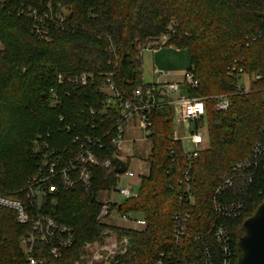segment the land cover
I'll list each match as a JSON object with an SVG mask.
<instances>
[{"label":"trees","instance_id":"1","mask_svg":"<svg viewBox=\"0 0 264 264\" xmlns=\"http://www.w3.org/2000/svg\"><path fill=\"white\" fill-rule=\"evenodd\" d=\"M48 4L55 22L19 13L28 6L44 13ZM11 5L17 12H11ZM171 24L175 32L168 45L188 51L189 71L200 81L188 93L205 99L207 112L199 125L206 130L207 146L188 160L182 142L172 139L174 109L148 112L152 121L150 173L142 177L136 198L117 205L122 214L141 215L147 226L136 229L100 223L101 195L118 185L117 172L103 163L116 150L111 138L119 113L105 111L99 84L105 74L113 72L120 92L131 98L144 83L139 45L168 32ZM123 60L129 62L131 78L122 72ZM235 60L244 68L243 74L232 70ZM83 72L95 78L87 86H78L74 78ZM258 73L261 78L256 77ZM59 75L64 76V83H59ZM243 76L248 87L241 82ZM52 88L59 93L56 107ZM218 95L231 98L228 110L216 109ZM18 107L25 113L29 136L13 122V109ZM0 114L10 123V128H4L0 115V194L14 196L10 192L22 190L14 197L23 196L43 160L34 150L38 139H47L52 148L74 151L87 137L103 143L102 148L95 146L102 163L93 167L92 189L88 192L78 184L46 201V211L75 233L72 247L53 259L56 264H76L85 243L102 241L108 227L130 241L120 264H156L160 258L167 264H209L204 241L214 258L220 257L213 239L215 224L229 233L234 251L231 264H237L244 222L264 202V153L251 176H235L232 169L237 161L254 160V147L264 139V0H0ZM78 136L81 141L74 142ZM24 148V154L20 153ZM187 172L194 204L187 234L177 238L174 215L190 205L179 191L180 179ZM231 177L233 185L218 196L217 189ZM216 199L241 202L244 209L237 216L225 217L217 212ZM31 228L32 224L19 223L13 210L0 207V264H29L21 238ZM35 256L50 260L48 247L39 244Z\"/></svg>","mask_w":264,"mask_h":264},{"label":"built area","instance_id":"2","mask_svg":"<svg viewBox=\"0 0 264 264\" xmlns=\"http://www.w3.org/2000/svg\"><path fill=\"white\" fill-rule=\"evenodd\" d=\"M49 10L40 13L39 8L23 7L19 13H26L30 17L40 22H55L51 10V4H48ZM11 12H17L14 5L10 7ZM64 17H61V21ZM175 32V26L171 24L168 32L160 35V44L144 45L140 48V57L145 50H151L153 53L164 46L168 45L171 39V33ZM175 47L174 45H170ZM232 70L244 73V68L240 66L239 61L235 60ZM102 75V74H101ZM154 80L151 83L139 85L134 91L131 98H125L118 89L113 72L107 73L99 84V90L104 96L103 104L105 111L114 109L118 111L114 126V135L111 138L115 147L113 157L104 161L105 168L115 169L116 160L126 159L123 154L125 141V123L132 116H137L140 126L146 132L151 134L152 121L148 117V112L153 110L165 109L172 107L174 109V119L179 125L193 123L194 129L190 135L193 145L192 150H186L184 154L188 160L199 156L202 150L207 146L205 128L199 125L200 121L206 116L205 99L198 96H190L189 89H195L200 85L199 79L192 71H185L181 80H169L168 74L159 69L157 66L153 68ZM257 78L262 77V73L256 75ZM95 78L93 73L83 72L74 78V83L78 86H87L91 80ZM59 83H64V76L59 75ZM239 89L242 85H238ZM216 109L226 111L232 106V100L228 95L216 96ZM51 101L53 106L60 104L58 90L51 89ZM94 114V111H92ZM63 119V117H61ZM69 129L70 126L68 125ZM264 128V127H263ZM50 136V133L47 134ZM172 139L174 141H183V136L176 130L173 132ZM81 141V137H76L74 142ZM96 145L100 148L103 143L99 138L87 137L85 142L80 143L77 151L72 148H52L47 139H38L36 141L37 150L42 154L43 160L38 167V171L28 180L26 187L23 189L22 197L8 196L0 194V207L13 210L16 213L17 220L21 224H32L30 232L21 238V247L28 258L29 264H56L54 260L59 259L62 251L66 250L75 242L74 229L64 223L57 221L50 213L46 211V201L53 197L59 190H70L78 184H81L86 191H90L93 187V167L100 165L102 162L96 152ZM264 153V139L258 142L254 147V160H241L232 164L235 176L249 175L251 170L258 165V157ZM131 178L132 171L128 168L123 172L117 171V179L120 182L122 176ZM234 176V177H235ZM227 179L218 189L217 195L220 196L227 188L233 185V179ZM190 175L188 172L180 179V195L186 200L188 208L177 211L174 215V232L177 238L187 234V227L192 213V205L194 198L190 188ZM117 193L122 202L126 199L136 198L139 195L135 188V183L128 180L122 186H116L106 191L103 199L100 200L101 208L97 216V221L107 223L110 219H124L132 221L143 228L147 226L145 218L141 217L136 220L128 218L127 214L119 212L117 207L121 203L111 199L113 193ZM217 201V199H216ZM244 209L241 202L219 203L217 201L216 210L220 215L225 217L237 216ZM213 239L218 246L220 254L219 259H215L209 245L204 241L203 249L205 250L207 261L209 264H231L234 255L232 241L229 233L224 226L220 224L214 225ZM201 239V237H198ZM39 244L48 247V256L46 258H37L35 256L36 248ZM130 245L129 238L125 235L119 236L112 227L105 229L102 241L86 242L79 260L76 264H120L119 258L128 251ZM164 256V254H162ZM54 259V260H53ZM173 261V260H172ZM156 264H167L163 258H160ZM172 264V262L168 263Z\"/></svg>","mask_w":264,"mask_h":264},{"label":"rangeland","instance_id":"3","mask_svg":"<svg viewBox=\"0 0 264 264\" xmlns=\"http://www.w3.org/2000/svg\"><path fill=\"white\" fill-rule=\"evenodd\" d=\"M58 6L60 7V9H62V11L66 10L64 6H61V5H58ZM159 37L160 36H154L151 39H147V41H145L141 45H139L140 46L139 49L144 46L143 44H146V45H156L158 43L160 44L161 41H160ZM142 58H143L142 70L144 72V76H145V79L147 81H152L155 78L153 75V72H152L154 66H157L159 69L164 70L168 74V77L170 76L171 79H177V80L182 79L185 71H188L190 68V59H189L188 51L186 49H178V48L170 46V45L162 46L158 50L157 53H153V51H151L149 49L145 50L142 53ZM241 82L244 83L248 87L249 82L245 76H243ZM0 115L4 119L3 127L4 128H10V126H9L10 123L6 122L5 117L2 114H0ZM13 116H15L14 117L15 120L13 122L16 125V129H20V131L22 133L29 136V134L27 132L30 128H29L28 123H26V116H25V113L23 112V110H21V108H19V107L14 108L13 109ZM174 121H176V118L174 119ZM175 125H176V128L179 127L178 123H176ZM205 132H206V130H205ZM187 133L189 135L190 131H187ZM189 139L190 138H185V140H184L186 150H192L193 149V145ZM15 144H16V146H18V143H15ZM34 145H35L34 150L36 152H38L36 143H34ZM25 150H27V148L21 149L20 153L24 154ZM15 151L17 152V149ZM16 159L18 160V158H16ZM13 160L15 161V159H13ZM14 161H11V163ZM9 166H11V164ZM147 168H149V165H147ZM20 191H22V190H20ZM20 191L13 190L10 193L14 196H18V195H20L18 193ZM5 193H9V192H5ZM101 197L103 199L104 194L101 195ZM118 198H119L118 194H116L114 192L113 193V199L117 200ZM127 216L131 220H136V219L142 217L141 215L133 214V213H128ZM107 221H110V220H107ZM133 224H135L136 229H139V227H140L139 225H137L134 222H133ZM119 236H121V235H119Z\"/></svg>","mask_w":264,"mask_h":264},{"label":"crops","instance_id":"4","mask_svg":"<svg viewBox=\"0 0 264 264\" xmlns=\"http://www.w3.org/2000/svg\"><path fill=\"white\" fill-rule=\"evenodd\" d=\"M143 77H144V81L146 83H151L154 80L153 79L152 81H147L145 79L144 72H143ZM168 79L169 80H177V79H171L170 76L168 77ZM174 116H175V113H174ZM175 124H176V122H175ZM193 129H194L193 123H187L185 125H179L178 128H176V126H175L174 131L176 130L177 132H179L184 138L182 141V144L184 145V147H186L184 144V140H185V138L190 137ZM187 131H190L189 135H188ZM149 135L150 134L148 132H146L144 129H142V127L140 126V122H139V119L137 116H132L131 118H129L126 121V123H125V141H124V150H123V154L125 155L126 159L116 160V162H115L116 168L114 170L116 172L117 171L123 172L124 170L129 168L132 171L133 176L131 178H129V177H126L123 175L120 182H118L119 186H122L128 180H131L133 183H135V188L138 190L142 177L147 176L150 173V157L152 154V141H151ZM190 142H191V140H190ZM147 165H149V168H147ZM111 199L115 202H118V201L122 202V199L120 198V196L117 200H114L113 194L111 195ZM107 223L110 225L114 224V225H117L119 227H127V228L135 227V224H133V222H131L130 220L127 221V220L119 219V218L110 219V221H107ZM142 228H143L142 226L139 227V229H142Z\"/></svg>","mask_w":264,"mask_h":264},{"label":"water","instance_id":"5","mask_svg":"<svg viewBox=\"0 0 264 264\" xmlns=\"http://www.w3.org/2000/svg\"><path fill=\"white\" fill-rule=\"evenodd\" d=\"M122 72L129 78V62L123 60ZM243 234L238 240L239 257L237 264H264V202L259 205L254 215L243 225Z\"/></svg>","mask_w":264,"mask_h":264}]
</instances>
